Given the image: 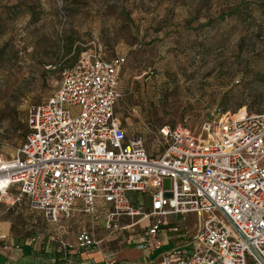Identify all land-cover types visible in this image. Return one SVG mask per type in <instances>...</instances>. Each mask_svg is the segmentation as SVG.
<instances>
[{
    "label": "built area",
    "instance_id": "2783aa9c",
    "mask_svg": "<svg viewBox=\"0 0 264 264\" xmlns=\"http://www.w3.org/2000/svg\"><path fill=\"white\" fill-rule=\"evenodd\" d=\"M123 62L122 55L81 51L56 89L30 106L22 142L12 155L0 154V203L15 187L51 223L75 210L94 218L102 207L109 232L149 218L136 243L142 250L161 247L160 229L177 238L148 261L124 264H264V113L220 112L199 133L160 125L155 140L162 150L152 154L114 112ZM130 193L144 195L147 205ZM190 213L193 231L185 224ZM122 216L137 219L117 226ZM46 238L65 250L99 243L89 228L78 229L71 242L53 233ZM102 255L90 264H115L109 252Z\"/></svg>",
    "mask_w": 264,
    "mask_h": 264
},
{
    "label": "rangeland",
    "instance_id": "374dc122",
    "mask_svg": "<svg viewBox=\"0 0 264 264\" xmlns=\"http://www.w3.org/2000/svg\"><path fill=\"white\" fill-rule=\"evenodd\" d=\"M69 40L79 48L77 56L91 50L105 58L124 57L114 111L152 154L162 150L155 140L160 125L180 124L199 133L202 123L220 112L264 113V0H0L3 156L12 155L28 131L30 106L42 103L68 69ZM169 185L162 180L163 189ZM24 217L17 213L15 219L20 223ZM172 218L179 221L174 215L167 220ZM34 219L36 232L56 228ZM134 219L122 216L116 224ZM149 221L114 229L115 241L126 245L127 235L137 237ZM79 222H93L96 239L103 234V215L74 214L58 223L70 225H64L68 242ZM195 222V213L185 215L187 231ZM170 233L153 255L177 241L168 239Z\"/></svg>",
    "mask_w": 264,
    "mask_h": 264
},
{
    "label": "crops",
    "instance_id": "0c3cea01",
    "mask_svg": "<svg viewBox=\"0 0 264 264\" xmlns=\"http://www.w3.org/2000/svg\"><path fill=\"white\" fill-rule=\"evenodd\" d=\"M141 196H143V204L147 205L148 199L144 195L130 193V197L133 201L141 200ZM17 213L25 216L24 221L20 223L16 221L15 217ZM74 214H81L82 216L87 215L92 218L90 214L75 210L72 211L69 217H61L56 223H53L56 224V228L50 229L48 227L45 229V234H43V232H36L40 227L36 223L34 216H38L41 222L45 220L41 211L32 209L25 195L20 194L19 191L13 187L8 194L5 195L3 202L0 203V234H4V237L0 238V264H90L91 261L101 263L104 258L102 250L109 252L110 255L116 259L115 264H124L129 260L148 261V258H152L156 254L153 255V251L147 250L150 255H145L144 252L146 250H142L136 245L142 233L135 238L128 234L127 238H130V241L128 242L126 238V245L121 246L122 243L115 241L116 235L113 233V230L109 232V230L104 229V227L103 234L97 238L99 243L90 249L65 250L60 248L56 241H48L46 236L51 233L58 234L59 236L61 235L62 238L66 239L63 234L66 232L64 225L67 224L64 223L63 225V223H58L61 219H70ZM101 215L104 216L103 208L96 207V217L94 218ZM47 222L48 221H46V223ZM91 223V225H86L85 223L79 222L75 227L74 235L80 228L92 229L93 233L95 228H93V222ZM35 233L42 234V239H34L31 241L29 238ZM165 234L166 232L163 229L156 232V236L162 241L163 246L168 242ZM168 239L171 241L172 238ZM114 241L116 243H114ZM3 245L7 246L3 247Z\"/></svg>",
    "mask_w": 264,
    "mask_h": 264
},
{
    "label": "trees",
    "instance_id": "16d2710c",
    "mask_svg": "<svg viewBox=\"0 0 264 264\" xmlns=\"http://www.w3.org/2000/svg\"><path fill=\"white\" fill-rule=\"evenodd\" d=\"M70 52H72V54H73V57H72V59L70 60V62H69V64H68V68L69 67H71L72 65H73V63L75 62V60H76V56H77V54H78V52H79V48L78 47H76V46H72V42H71V40H69L68 41V45L66 46V49H65V51H64V54H69ZM124 63V62H123ZM122 66H123V64H122ZM121 66V67H122ZM120 71H121V69H120ZM115 112V111H114ZM28 131H26L23 135H25L26 133H27ZM141 202L143 201V196H141V200H140ZM135 203H136V201H135Z\"/></svg>",
    "mask_w": 264,
    "mask_h": 264
}]
</instances>
